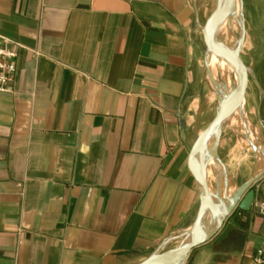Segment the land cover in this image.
Returning <instances> with one entry per match:
<instances>
[{"label":"crops","instance_id":"obj_1","mask_svg":"<svg viewBox=\"0 0 264 264\" xmlns=\"http://www.w3.org/2000/svg\"><path fill=\"white\" fill-rule=\"evenodd\" d=\"M243 2L255 46L264 0ZM208 18L203 0H0V37L17 52L0 93V264H141L190 231L192 152L229 90L218 72L211 117ZM261 101L254 77L245 117L222 130L221 166L207 164L223 211L255 176L264 199ZM260 249L264 217L235 208L184 264H254Z\"/></svg>","mask_w":264,"mask_h":264},{"label":"water","instance_id":"obj_2","mask_svg":"<svg viewBox=\"0 0 264 264\" xmlns=\"http://www.w3.org/2000/svg\"><path fill=\"white\" fill-rule=\"evenodd\" d=\"M235 3L236 0H217L216 8L207 19L203 28V39L207 51L218 55L230 63L237 70L238 81L236 85H232L230 91L226 90V92H222L217 114L207 130L198 140L192 152L191 160L194 166V174L201 187V206L197 219L190 229L192 233L191 241L188 244H182L178 248L170 251L160 249L141 264H184L189 254L195 248L209 242L217 234L227 216H229L235 208L250 212L255 202L256 192L252 188L254 184L261 179L262 175L255 176L248 183L239 188L235 194L236 201L224 212L219 208L220 203H222L219 192L213 194L207 180L208 153H210L212 158L218 160V144L222 135V130L227 125L229 119H231L244 104L248 84V69L240 57L242 44L238 49H231L227 47L221 39L216 40L212 36V28L216 19L228 14L235 6ZM208 72L216 86V82L209 67ZM212 136H214V140L209 149L208 143ZM198 154L200 155L199 160L197 158ZM239 196L242 197L241 200L238 199ZM207 210L214 212L219 218L218 226L212 231L205 229L203 226V218Z\"/></svg>","mask_w":264,"mask_h":264},{"label":"rangeland","instance_id":"obj_3","mask_svg":"<svg viewBox=\"0 0 264 264\" xmlns=\"http://www.w3.org/2000/svg\"><path fill=\"white\" fill-rule=\"evenodd\" d=\"M216 3H217V0H203V6L205 9V14L208 17L215 10ZM247 10H248V6H247V4L245 6L243 0H236L233 12L231 13L232 16L230 18H231V20L237 19L239 26L231 32L229 39L226 40V37H227L226 35L221 37V40L223 42L227 41V43H228L229 47H231V49H238V47L242 44L241 59L248 69V84H247V88H246V93H247V91L250 87V83L254 77L257 78L258 82H260L262 86H264V53H261L258 50L259 46H260V45H258V42H260V43L264 42V37H262V36L253 37L251 39L254 42L255 46H251L249 44L250 40H248L249 38H247V35H246L247 29L249 28V22L246 18L247 13L245 12ZM204 45H205V43H204ZM244 45H246V47L243 49ZM249 48H251L250 51H249ZM202 58H203L202 61H203L204 66L207 67V49H206V46L204 47V54H203ZM253 62H255L256 64L254 65ZM217 71H218V69L216 68L215 72H217ZM215 72L213 74V78L215 80H217L216 75H218V72L216 74H215ZM203 96L207 97L210 100V102H212V104L210 105V108H209L210 112H211V117H212L215 114L216 108L218 107V103H217V99L214 95V88L212 85H210L207 75L205 77V82H204V87H203ZM243 107H244V104H243ZM261 109L263 110L262 120L264 121V101H261ZM244 115H245V111H244ZM255 127H257V122L251 123V128H255ZM191 238H192L191 231H189L186 235L178 234L176 236V238L173 240V243L166 248V251H170V250L178 248L179 246H181L185 242L190 241Z\"/></svg>","mask_w":264,"mask_h":264},{"label":"bare ground","instance_id":"obj_4","mask_svg":"<svg viewBox=\"0 0 264 264\" xmlns=\"http://www.w3.org/2000/svg\"><path fill=\"white\" fill-rule=\"evenodd\" d=\"M233 9H234V7H233ZM233 9L228 14H226L225 16L216 19V21H215V23L213 25V28H212V36H213L214 39L219 40V39H221V37H223L225 35L227 36L226 37V40L229 39V36H230L231 32L239 26L237 19L231 20V18H230L232 16L231 13L233 12ZM224 44L227 47H229L227 41H224ZM229 48H231V47H229ZM207 66L212 71V75L214 74L215 69L216 68L218 69L217 72L220 73V76H222L224 79H226V82L228 84L227 87L229 88V90L231 89L232 85H236L237 84V81H238L237 70L230 63H228L227 61H225L223 58L219 57L218 55H216L214 53L208 52V54H207ZM217 72H215V74ZM208 79H209L210 85L213 86V83L214 82H213L212 79H210V76L208 77ZM215 81H217V80H215ZM220 83H221V81H220ZM215 93L216 92H214V94ZM241 109H242V106L231 117V119H229V121L227 122V124H229V125L230 124H236L237 123V117L238 116L245 117L244 113H241L240 114V110ZM246 123H247V121H246ZM213 140H214V136L211 137V139H210V141L208 143V146L212 145ZM199 158H200V155H199ZM208 163H210L209 164V167H210V176H212L213 171L215 169H218L221 166V164H220V162L217 159L212 158L210 156V153H208V156H207V164ZM227 205L228 204H226V206ZM219 206H220V209H221L222 208L221 207L222 204L219 205ZM218 223H219V218L214 214V212H212L210 210H207L206 213H205V215H204V219H203V226H204V228L207 229V230H209V231H212V230H214L218 226ZM190 241H187L184 244H188Z\"/></svg>","mask_w":264,"mask_h":264},{"label":"built area","instance_id":"obj_5","mask_svg":"<svg viewBox=\"0 0 264 264\" xmlns=\"http://www.w3.org/2000/svg\"><path fill=\"white\" fill-rule=\"evenodd\" d=\"M17 52L13 49L12 43L0 37V93H10L11 84L17 72ZM264 186V178L262 179ZM256 213L264 217V199L257 201L252 206ZM254 264H264V249L257 251L253 258Z\"/></svg>","mask_w":264,"mask_h":264}]
</instances>
